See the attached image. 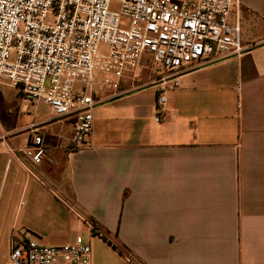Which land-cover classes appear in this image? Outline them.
<instances>
[{"label": "crops", "instance_id": "1", "mask_svg": "<svg viewBox=\"0 0 264 264\" xmlns=\"http://www.w3.org/2000/svg\"><path fill=\"white\" fill-rule=\"evenodd\" d=\"M232 12L243 52L189 68L158 122L159 76L140 86L126 76L117 96L97 97L106 101L77 151L73 119L52 113L21 142L0 131V264L15 241L77 235L91 264H264V0H236ZM26 105L33 116L44 106ZM32 126L38 163L25 156Z\"/></svg>", "mask_w": 264, "mask_h": 264}, {"label": "built area", "instance_id": "2", "mask_svg": "<svg viewBox=\"0 0 264 264\" xmlns=\"http://www.w3.org/2000/svg\"><path fill=\"white\" fill-rule=\"evenodd\" d=\"M235 5L236 0H0V85L48 107L55 120L73 119L69 147L77 151L92 131L93 109L106 101L95 99L96 83L117 96L124 78L136 76L143 55L162 69L155 80V122L165 113L166 92L180 87L189 68L239 56ZM29 130L25 156L38 163L42 133ZM81 221L91 237H101L91 222ZM91 261L90 245L77 235L61 245L15 241L7 264Z\"/></svg>", "mask_w": 264, "mask_h": 264}, {"label": "rangeland", "instance_id": "3", "mask_svg": "<svg viewBox=\"0 0 264 264\" xmlns=\"http://www.w3.org/2000/svg\"><path fill=\"white\" fill-rule=\"evenodd\" d=\"M105 48L102 47V51L105 52ZM141 62L143 66L147 70L142 71V73H136L134 79L138 83H134V86L140 85H148L152 81L156 79L162 73V69L160 65L154 63L148 55H143L141 58ZM145 63V65L143 64ZM128 76H132V74H128ZM132 78V77H130ZM99 82L96 83V94L95 99L100 94L105 93V91H100ZM155 84V82L153 83ZM22 110L20 108V99L17 96V93L14 89L8 87L6 84L0 85V131L4 129V127L13 129L14 137L17 138L16 141L21 142L23 136L27 135L26 127L33 123H39L46 119H48L51 111L48 107L38 106L36 115L33 116L32 110L27 107ZM8 125V127H7ZM2 188L0 189L1 194ZM102 237L104 235L100 232Z\"/></svg>", "mask_w": 264, "mask_h": 264}]
</instances>
